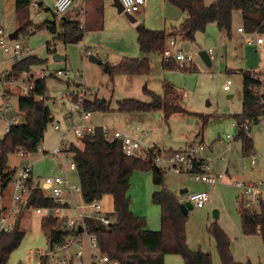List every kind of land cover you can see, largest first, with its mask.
Listing matches in <instances>:
<instances>
[{
    "label": "rangeland",
    "instance_id": "obj_1",
    "mask_svg": "<svg viewBox=\"0 0 264 264\" xmlns=\"http://www.w3.org/2000/svg\"><path fill=\"white\" fill-rule=\"evenodd\" d=\"M73 1H77L73 11L80 13L83 0ZM203 1L205 5L214 2ZM34 4L40 6L33 8ZM88 10L90 18L86 20L82 41L75 45H63L58 42L54 44L53 35L45 28H36L54 21L53 0H31V5L21 13L15 11L14 0H0V28L8 44L18 42L22 54H29L43 61L41 65L34 66L31 73L34 77L40 74L45 77L43 100L53 118L47 126L39 150L25 154L24 157L20 153L10 154L7 160L8 169L18 171L22 166L30 164L34 181H41L46 177L67 176L70 186H79L77 172L66 170L68 161L62 155L56 157L51 153L61 146L63 137H66L67 142L83 149L81 140H77L72 133L73 128L83 124L82 119L78 114H73L71 118L66 116L72 96L83 91L87 101L105 100L110 107L108 113H90L89 118L84 121L89 127H108L139 136L143 131L147 133L146 137H142L144 144L162 152H180L191 148L198 150L202 147L198 150L196 158L206 163V175L223 176L221 182L208 185L194 181L189 175L163 171L165 188L183 203L188 201L191 194H208L202 208L192 205V209L185 215L187 247L191 251L210 254L211 264H220L214 240L208 232L210 227L217 226L229 239V250L236 263L264 264V245L260 237L244 236L241 232L236 199L241 196L242 191L235 187L236 182L253 183L264 198V124L250 126L248 137L251 139L252 152L246 157L242 154L238 129L233 126L236 125L234 116L241 114L242 110V74L264 73V33L239 36L236 28L240 24L241 13L235 11L230 38L220 32L215 24L208 25L203 33L195 35L194 42L190 43L189 50L185 51L191 61L185 64L184 69L165 71L160 66L161 58L151 55L148 56V75H120L111 79L103 74L98 64L90 61V57L113 65L122 58L140 59L143 55L138 50L137 34L134 27L112 7V0H102L100 3L92 1ZM64 15L56 18L58 31L66 21ZM132 16L138 24L148 30L178 27L185 17L166 0H145L143 9ZM16 32L17 38L9 40V35ZM257 38L263 40L262 45L255 43ZM247 40L253 41L254 44L248 45ZM48 43L51 45L50 52L46 49ZM176 43L177 46L183 43L180 35ZM166 49H170L168 43ZM171 51L174 52L173 49ZM201 51H206L209 55V65L199 57ZM55 55L62 59L54 61ZM3 58L7 60L12 58V55L4 57L0 49V62ZM190 66L194 67V71L187 70ZM58 71L66 77L57 76ZM227 80L231 82V86L225 89ZM164 85L177 91L180 99L178 105L185 113H173L165 118L162 112H149L140 116L118 111L119 104L124 100L149 102L150 98L144 89L162 96ZM16 98L15 95L9 99L16 112L14 120L17 124H24L25 117L17 110ZM3 106L0 98V139L5 135L6 128ZM198 115L208 120L204 127ZM54 125H58L59 129L54 130ZM227 136L230 137L229 140ZM228 144L230 146L227 151ZM252 154L255 156V165L250 164ZM158 190L152 182L150 171L133 172L127 192L130 210L135 216L144 218L146 228L153 232L161 229L160 209L151 201L152 194ZM182 190L186 193L180 194ZM65 199L69 202L70 210L62 212L61 217L77 218L75 206H86L82 197H71L66 193ZM97 203L101 211L95 212L87 207L81 209L80 213L85 216L108 217L113 221L110 215L111 197L104 196ZM9 204L8 187L0 193V208H6ZM12 218L19 220V228L24 231V236L20 245L10 254L8 264H40L42 258H46L48 264H114L101 261L103 256L91 248L86 235H82L80 242L76 240L71 246L67 244L65 249L54 248L53 252L48 253V240L40 228L43 216L36 214L27 201L18 206V212L13 214ZM60 220L63 228L65 221ZM78 252L81 253L80 258L76 257ZM164 264L184 262L180 256L167 255Z\"/></svg>",
    "mask_w": 264,
    "mask_h": 264
},
{
    "label": "trees",
    "instance_id": "obj_2",
    "mask_svg": "<svg viewBox=\"0 0 264 264\" xmlns=\"http://www.w3.org/2000/svg\"><path fill=\"white\" fill-rule=\"evenodd\" d=\"M166 1L185 15L179 27L171 31L148 30L138 24L135 27L136 42L143 57L123 58L115 65L100 62L99 66L104 75L111 79L120 75H148L150 73L148 56L160 57L169 38L180 35L184 43L190 44L194 42L195 35L203 33L210 24H215L220 32L230 38L232 16L235 11L241 13L242 29L245 34L264 33V0H214L210 5H205L203 0ZM14 5L15 11L21 13L31 5V0H14ZM52 16L53 22L44 23L36 28H45L53 35V43L56 41L63 45H75L82 41L84 30L79 22H64L58 32L55 26L56 16L54 14ZM17 34L18 32L15 39ZM50 47L48 43L46 46L48 52ZM42 63L43 61L33 56L16 60L11 67L10 76L19 77L22 73L31 72L34 66ZM161 65L165 71L180 68L173 61H161ZM187 70L194 71V67L190 66ZM261 79L264 80V73L242 74V110L241 114L234 116L233 119L241 140L242 154L245 157L251 155L252 143L243 130V125L248 122L251 126H255L264 121V84ZM33 86L32 92L17 97V110L24 115L25 123L10 127L0 139V193L9 187L15 172L7 167L8 156L19 152L24 154L37 152L47 126L53 120L43 100L45 78L36 80ZM144 91L150 98L149 102L124 100L119 104L118 111L123 114L162 112L165 118L173 113H185V110L178 105L180 99L174 88L164 85L162 96L148 92L146 89ZM7 94L12 95L10 90ZM84 109L90 113L110 112L109 104L105 100L98 99L86 100ZM198 117L202 119V127H204L208 120L200 115ZM81 143L83 149L71 144L67 152L76 166L75 171L78 174L83 202L90 204L101 200L104 196H110L112 199L110 215L113 221L109 220L107 225L95 218H86L84 221L85 232L95 237L98 251L102 256H106L109 262L116 264H164L167 255L180 256L184 264H211L210 254L191 251L187 247L184 230L186 216L180 209V202L165 188L164 173L161 170L150 162H141L125 156L120 143L107 142L99 127L96 128L93 136L83 137ZM135 171H150L153 184L159 188L151 196L152 203L160 209L161 229L158 232L147 230L145 219L135 216L130 210L127 192L130 178ZM27 185L29 195L26 201L29 206L34 209L56 206L52 199L46 197L32 183V179L28 180ZM236 201L242 234L259 236L264 245V206H260L258 211H250L244 208V200L241 196ZM40 228L48 240L51 252L54 248L63 247L68 236L73 235L78 238L80 235L78 231L69 234L64 227L62 228L61 220L54 217H43ZM208 232L214 240L220 264H240L232 258L226 234L217 226L210 227ZM23 236L24 231L19 228V220L14 222L10 233H0V264H8L10 254L20 245ZM40 264H48L46 258H42Z\"/></svg>",
    "mask_w": 264,
    "mask_h": 264
},
{
    "label": "built area",
    "instance_id": "obj_3",
    "mask_svg": "<svg viewBox=\"0 0 264 264\" xmlns=\"http://www.w3.org/2000/svg\"><path fill=\"white\" fill-rule=\"evenodd\" d=\"M123 11L129 14L136 13L140 11L144 5L145 0H119ZM73 5V0H53V14L57 17L63 16ZM38 7L37 5H33V8ZM238 33L245 35L242 28L237 29ZM9 39V38H8ZM13 41V40H12ZM263 40L261 38H257L255 40L256 44H262ZM57 43L56 41L54 44ZM167 43L170 49H166L160 55L161 61H173L177 63L180 68L185 67V64L190 62L191 60L187 58L186 52L183 49L181 43L177 46L174 38H169ZM53 44V45H54ZM248 45H253V41L247 40ZM0 49L4 55L11 54L12 58L7 60H2L0 62V98L3 102V110L4 114L8 111H14L12 105L9 103L10 96L7 94L6 90H13L14 96H25L29 92L33 91V83L36 80L44 79L43 74H40L37 77L31 72L22 73L19 77L10 76V70L16 60H20L24 58V54L21 52V45L18 42H14L12 45L8 44L7 38L4 37L3 31L0 28ZM174 50V52L171 51ZM10 66V67H8ZM57 76H64L60 71H58ZM264 84V80L261 79ZM231 86V82L229 80L226 81L225 89ZM4 87V88H3ZM6 89V90H4ZM263 92V90H261ZM17 99V98H16ZM86 101V94L81 91L77 92L70 99V106L68 109V118H71L73 114H78L83 121V124L80 127H76L72 129V133L77 140H81L85 136H93L95 134V130L97 127H89L84 124V121L87 120L90 116V112L84 109V103ZM15 117L6 120V128L5 133L8 132L9 128L17 125V122L14 120ZM260 124H264V121H261ZM235 126V125H233ZM250 124L245 122L243 125V130L249 136ZM102 131V134L105 136L107 142L118 141L121 146V150L125 156L135 158L140 160L141 162H150L155 168L163 171H172L177 175H189L194 181L208 184V185H216L217 183L223 180V176H208L203 173L205 168V162L203 160H199L196 158L199 149L191 148L187 151L173 152L167 153L159 151L151 146H147L144 144L142 137H146L147 133L142 131V135L138 134L129 135L125 134L108 127H99ZM54 130H58V125L53 126ZM230 139L229 136L226 137ZM71 143L66 141V137H63V142L60 147H56L51 155L56 157L63 158L68 161V165L66 166V170L75 171L76 166L74 161L72 160L70 154H68V149ZM39 150V148H38ZM22 157L25 156L24 153L19 152ZM200 163V165H198ZM250 164L255 165V156L252 154L250 159ZM204 165V166H203ZM32 166L30 164L24 165L20 170L15 171L12 177V180L9 184L10 186V204L8 207L4 208L0 214V233H10L13 230L15 220L12 218V215L18 212V206L25 202L29 195V189L27 182L32 179ZM32 183L43 193L46 197H49L53 200L56 206L52 208H36L35 213L38 215H42L43 217H54L57 219L64 220V229L72 234L77 231L78 227H82L83 233L88 237L90 246L92 249L98 251V246L96 239L93 235H88L85 232L84 221L86 218H95L100 220L103 224L107 225L109 223V219L106 217H93V216H85L80 213V210L83 208L90 207L95 212L101 211L100 206L97 201H94L90 204H86V206L77 205L74 208V211L77 212V218L61 217L62 212H67L70 210L69 202L65 199L66 193H69L71 197L80 195L81 190L78 186H70L69 180L67 176L63 177H46L41 181H34L32 179ZM235 187L242 191L241 197L244 200V208L250 211H258L260 206H264V198L262 196V192L259 188L253 183H243L236 182ZM82 197V196H81ZM208 199V194L205 192L191 194L188 197V201L191 205L196 208H202L205 202ZM74 201V199H73ZM79 237V236H78ZM76 238L73 235L68 236L65 239V245L61 248H66V245H73ZM77 258L81 257V253L78 252L76 254ZM101 261H107L106 256L101 258ZM64 264H66L64 262ZM115 264V263H114Z\"/></svg>",
    "mask_w": 264,
    "mask_h": 264
},
{
    "label": "water",
    "instance_id": "obj_4",
    "mask_svg": "<svg viewBox=\"0 0 264 264\" xmlns=\"http://www.w3.org/2000/svg\"><path fill=\"white\" fill-rule=\"evenodd\" d=\"M113 5H114L115 9L117 10V12H118L119 14H122L123 17L128 21V23H129L132 27H136V26H137L138 23H137V21L134 19V17L132 16V14H129V13L123 11V7H122V5H121V3H120L119 0H113ZM15 37H16V33H13V34L9 35V40L12 41V40L15 39ZM182 47H183V49H184L185 51H188V50H189V44H188V43H183ZM198 55H199V57L201 58V60H202L206 65H209V64H210V59H209V56H208V54H207L206 51H201V52H199ZM53 60H54V61H58V60H61V58L55 55V56H53ZM90 61H91L92 63L99 64V60H97V59L94 58V57H90ZM15 116H16V112H15V111H8V112H6V113L4 114V118H5L6 120H9V119H11V118H13V117H15ZM184 193H186L185 190H182V191L180 192V194H184ZM180 209H181L182 213H183L184 215H186L187 212H188L189 210L192 209V205H191L189 202L180 203ZM77 231H78L79 233H83V229H82V227H78ZM47 252H48V253L51 252V247H50V246L48 247Z\"/></svg>",
    "mask_w": 264,
    "mask_h": 264
},
{
    "label": "crops",
    "instance_id": "obj_5",
    "mask_svg": "<svg viewBox=\"0 0 264 264\" xmlns=\"http://www.w3.org/2000/svg\"><path fill=\"white\" fill-rule=\"evenodd\" d=\"M92 1H99V3L100 2H102V0H83V4H82V6L80 7V10H81V12L79 13H75L73 10H74V6H76V3H77V1L75 2V1H73V5H72V7H71V9H69V11L64 15V17H65V19H66V21L65 22H68V21H75V22H79L80 24H81V26L83 27V30L85 29V26H86V20H88L87 18H90V17H88V9H89V3H91ZM38 3H40V2H38ZM40 4H42V3H40ZM40 4L38 5V6H40ZM36 5V4H35ZM112 7L115 9V7H114V5H113V0H112ZM143 9V8H142ZM116 10V9H115ZM118 13V12H117ZM52 14H53V12H52ZM119 14V13H118ZM119 15H121V16H123L122 14H119ZM185 18V17H184ZM184 18L182 19V21L184 20ZM232 19H233V16H232ZM64 23V22H63ZM137 23H138V21H137ZM182 23V22H181ZM180 23V24H181ZM58 22L57 21H55V26H56V30L58 31ZM138 25V24H137ZM231 26H232V24H231ZM179 27V26H178ZM178 27H172L171 29H168V28H165V30L166 31H171L172 29H175V28H178ZM243 27V25H242V17L240 16V24L237 26V28H236V32H237V29H240V28H242ZM134 29H135V27H134ZM59 32V31H58ZM237 34L239 35V36H243L241 33H238L237 32ZM245 35H247V34H245ZM251 35H255V34H251ZM250 35V36H251ZM179 35H177L175 38H174V40L176 41V39H177V37H178ZM262 44H263V42H262ZM262 44H257V45H262ZM189 47H190V45H189ZM3 54V53H2ZM8 55V54H7ZM7 55H4L3 54V56L4 57H6ZM28 56H30L29 54H28ZM209 56V55H208ZM24 57H27V55H25ZM59 57V56H58ZM143 57V56H142ZM61 58V57H60ZM62 59V58H61ZM123 59V58H122ZM210 59V58H209ZM2 60H6V59H2ZM148 60H149V57H148ZM99 63H100V61H99ZM102 63H108V62H102ZM149 63H150V61H149ZM99 65V64H98ZM160 66H161V68H162V65H161V60H160ZM8 67H10V66H8ZM163 69V68H162ZM258 74H261V73H258ZM11 91V93H12V95L10 96V98L11 97H13L14 96V94H13V90H10ZM17 101V100H16ZM140 116H141V114H140ZM227 140H229V139H227ZM229 144H228V148H227V151L229 150ZM207 166V165H206ZM205 166V167H206ZM8 167V166H7ZM203 173H206L205 172V170H203ZM9 188H10V186H9ZM10 193H11V190H10ZM177 200L180 202V203H183L182 201H181V199H179V198H177ZM68 201V200H67ZM5 208V207H4ZM4 208H0V210L2 211ZM148 230V229H147ZM150 231V230H149ZM82 235H84V234H81V235H79V237L78 238H76V240H77V242H80V240H81V238H82ZM75 240V241H76ZM75 243V242H74ZM65 249V248H64ZM116 264V263H115Z\"/></svg>",
    "mask_w": 264,
    "mask_h": 264
}]
</instances>
